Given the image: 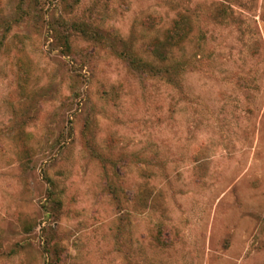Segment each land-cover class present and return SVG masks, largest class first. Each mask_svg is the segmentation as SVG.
Returning <instances> with one entry per match:
<instances>
[{
	"label": "rangeland",
	"instance_id": "obj_1",
	"mask_svg": "<svg viewBox=\"0 0 264 264\" xmlns=\"http://www.w3.org/2000/svg\"><path fill=\"white\" fill-rule=\"evenodd\" d=\"M47 224L58 264H264V0H0V264Z\"/></svg>",
	"mask_w": 264,
	"mask_h": 264
},
{
	"label": "trees",
	"instance_id": "obj_2",
	"mask_svg": "<svg viewBox=\"0 0 264 264\" xmlns=\"http://www.w3.org/2000/svg\"><path fill=\"white\" fill-rule=\"evenodd\" d=\"M24 0H22L23 2ZM21 14H24V9L20 6L19 7ZM22 16V15H21ZM56 24H51V30L53 32L54 38L58 41L60 46H62L66 52H70L71 47L69 44L68 36L64 33H62L57 27ZM75 27V25H72V28ZM77 28V26H76ZM190 31V25L188 18L184 14H179L178 18L173 21V24L170 28H168L165 31L164 39L162 41L158 40L156 44L154 45V52L160 57L165 58V55L163 54V51L160 49L162 46H178L180 45L188 36ZM129 62L135 66L137 69L144 70V71H160V68L153 67L152 64H149L147 61H142L140 59H135L131 55L128 56ZM22 67V66H21ZM23 69V68H22ZM26 77L27 70H23V76ZM52 201L55 204H59V201L56 199H52ZM49 202L46 203L45 212L48 215L54 216V212L56 207L51 206L48 207ZM43 233H45V246H44V253L47 255V264H58L60 261V251L58 249L57 244L53 243V238L49 237L50 232L52 231V227L50 224H47V226L42 227Z\"/></svg>",
	"mask_w": 264,
	"mask_h": 264
}]
</instances>
